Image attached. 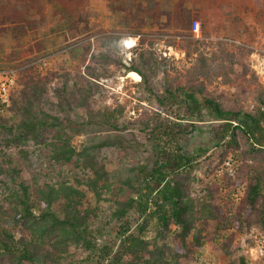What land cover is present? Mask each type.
Wrapping results in <instances>:
<instances>
[{
	"label": "trees",
	"instance_id": "obj_1",
	"mask_svg": "<svg viewBox=\"0 0 264 264\" xmlns=\"http://www.w3.org/2000/svg\"><path fill=\"white\" fill-rule=\"evenodd\" d=\"M195 21L186 19L191 34ZM93 38L77 48L94 61L85 66L84 76L107 78L115 74L110 67L124 69L142 79L161 111L138 122L140 134L129 135V125L119 121L122 108H94L96 81L81 87L69 73L53 70L43 75L31 60L21 65L11 105L0 115V176L8 175L14 182L17 170L9 169L11 175L4 168L13 162L9 151L26 157L22 147L31 141L41 144L53 130L57 144L50 159L57 165H71L81 175L72 185L49 186L42 192L43 210L31 201L28 185L19 183L16 191L10 188V196L0 202V264H196L204 244L216 234L223 236L219 252L227 264H248L244 248L249 232L253 226L264 228V86L254 96L253 110L244 111V100L237 96L230 100L221 91L209 90L211 67L205 54L196 49L197 78L185 86L165 80L158 92L151 83L157 66L152 51L134 46L131 50L137 55L126 66L116 55L125 48L122 33ZM187 44L205 43L191 35ZM49 86L62 116L35 110ZM74 110L86 117L84 126L106 131V136L87 139L79 146L74 143V134L62 132L81 119L73 115ZM196 121L210 126L209 147L195 153L186 145L200 132ZM214 148L221 149V163L227 154L234 155L239 163L236 174L216 179L220 184L206 180L203 184L202 180L203 191L197 194L200 179L193 172L200 166L199 159ZM105 149L122 154L133 151L141 161L125 166L116 176L120 191L127 189L132 196L127 200L114 197L105 225L95 227L97 209L82 211L81 205L88 193L99 203L113 192L112 177L99 159ZM243 185L245 192L232 213L231 197ZM58 201L61 204L54 207ZM134 215H138L135 225ZM152 227L153 237L148 235ZM70 246L82 250L83 257L74 260Z\"/></svg>",
	"mask_w": 264,
	"mask_h": 264
},
{
	"label": "rangeland",
	"instance_id": "obj_2",
	"mask_svg": "<svg viewBox=\"0 0 264 264\" xmlns=\"http://www.w3.org/2000/svg\"><path fill=\"white\" fill-rule=\"evenodd\" d=\"M188 17L200 22L201 38L198 39L204 41V45L189 47L187 44L192 35L186 23ZM26 32H30V36L16 51L7 43L1 45L5 36L12 37L13 45L26 36ZM113 32L122 33L126 43L131 42L139 49L154 53L157 66L151 83L155 91L161 92L165 80L185 86L197 78L199 62L196 49L205 54L211 67L209 90L221 91V95L230 100L235 96L244 100V111L253 110L251 104H256L254 96L259 86H264V0H0V69L18 68L30 60L38 66L46 58L48 63L43 66V75L53 70L62 75L69 73L81 87L90 84L91 80L96 81L99 90L92 96L94 108H122L119 121L129 125V135H137L140 134L138 122L148 120L160 110L152 95L143 87L142 79L136 80L124 69L116 67H110L115 73L110 77L89 79L83 73L85 66L94 64V61L89 60V56L85 58V50L77 51L78 46L88 39ZM36 39L39 40L30 46ZM133 47L127 49L125 44V48L116 53L126 66L137 55L132 52ZM47 89L44 100L35 110L60 115L57 98L50 86ZM76 114L81 119L62 132L74 134V143L78 146L87 139L108 133L84 126L86 117L74 110L73 115ZM196 122L200 132L195 133L186 145L195 153L199 148L209 147L207 127L210 126L207 122ZM56 135L57 131L53 130L44 135L41 144L27 143L22 147L27 151L26 157L15 150L9 151L13 162L4 168L9 171L8 174L13 175L9 169H15L17 173L13 175L14 182L8 175L0 176V202L10 196L11 189L16 191L19 183H25L30 188L31 201L43 210L45 204L41 194L49 190V186L58 188L64 183H75L74 178L81 175L80 170L71 165L54 164L50 159L53 144H57ZM142 155L144 158L148 156L147 153ZM220 155L221 149L214 148L199 159L200 166L193 172L200 179V183L196 182L197 194L203 191L206 181H216L213 171L221 163ZM227 157L234 158V155L229 153L225 159ZM99 159L112 177L113 192L107 195V201L97 203L91 193L82 200V211L97 209L95 227L105 225L114 197L127 200L132 196L127 189L120 191L116 176L122 173L125 166L141 161L133 151L122 154L114 149H105ZM209 171L212 174L207 176ZM80 189L86 191L85 187ZM233 198L232 195V213L239 205ZM59 204L61 201L54 207L58 208ZM137 220L138 215L132 216L133 225ZM152 229L148 235L153 237L156 231ZM213 237L204 244L198 263L227 264L228 259L219 252L220 234ZM70 252L77 261L84 253L76 247H71Z\"/></svg>",
	"mask_w": 264,
	"mask_h": 264
},
{
	"label": "built area",
	"instance_id": "obj_3",
	"mask_svg": "<svg viewBox=\"0 0 264 264\" xmlns=\"http://www.w3.org/2000/svg\"><path fill=\"white\" fill-rule=\"evenodd\" d=\"M192 35L194 38H201L200 22L195 21L192 27ZM42 65H38L40 72H43V66H46L47 59L41 60ZM39 64V63H38ZM20 67L14 69H0V115L6 113V110L11 105V92L14 89L17 81V75ZM254 104H251V109ZM237 161L233 157H227L215 170L214 178L222 180L224 177H234ZM245 192V185L241 186L233 194V200L236 203L240 202L241 197ZM248 242L244 248L245 258L248 264H264V228L253 226L248 235ZM223 240V236L220 241ZM201 259V258H200ZM200 261V260H199ZM200 264V263H196Z\"/></svg>",
	"mask_w": 264,
	"mask_h": 264
},
{
	"label": "crops",
	"instance_id": "obj_4",
	"mask_svg": "<svg viewBox=\"0 0 264 264\" xmlns=\"http://www.w3.org/2000/svg\"><path fill=\"white\" fill-rule=\"evenodd\" d=\"M25 35H26V36H24L23 38H21L20 41H18V43L15 42V44H13V45H11V44H12V41H13V40H12V37H11L10 35L5 36V37L3 38V43H2L1 45L4 46V45L7 43L10 47L13 48L14 51H16V50L18 49V46H20L22 43L26 42L27 37L30 36V32H29L28 34H27V32H26ZM38 40H39V39L33 40V41L30 43V46H31V45L33 46V44H34L35 42H37ZM45 44H46V43H45ZM41 49H42V47H41ZM0 68H2L1 65H0Z\"/></svg>",
	"mask_w": 264,
	"mask_h": 264
},
{
	"label": "bare ground",
	"instance_id": "obj_5",
	"mask_svg": "<svg viewBox=\"0 0 264 264\" xmlns=\"http://www.w3.org/2000/svg\"><path fill=\"white\" fill-rule=\"evenodd\" d=\"M126 44H127V49H130V47L135 46V45L132 44L131 42H127ZM131 77H132V78H135L136 80H137V78H138L136 75H132Z\"/></svg>",
	"mask_w": 264,
	"mask_h": 264
}]
</instances>
